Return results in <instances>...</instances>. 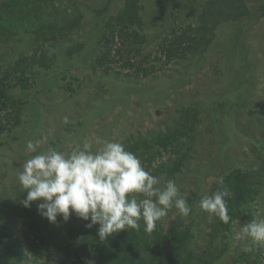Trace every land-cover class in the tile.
Wrapping results in <instances>:
<instances>
[{"label":"rangeland","instance_id":"1","mask_svg":"<svg viewBox=\"0 0 264 264\" xmlns=\"http://www.w3.org/2000/svg\"><path fill=\"white\" fill-rule=\"evenodd\" d=\"M207 1L140 0L145 52H157L161 36L175 27L198 25ZM245 2L250 14L220 24L206 50L170 65L159 62L151 76L138 79L94 70L105 19L117 14L124 0H62L50 7L57 14L81 16L82 22L68 37H58L57 61L51 69L41 70L28 90H13L19 123L12 132L0 135V224L7 226L0 242L14 238L21 242L22 212L37 209V202L29 208L22 204L26 190L17 174L26 160L50 148L68 154L83 142L92 143L95 150L98 136L122 144L143 137L150 140L148 153L139 157L146 169L148 159L156 168L184 156L172 178L166 172L155 175L152 168L147 171L161 183L175 180L180 197L191 208L186 217L173 208L162 218L163 226L168 229L182 219V226H191L195 233L193 244L200 252L206 250L211 227L208 213L198 207L200 199L210 195L216 179L233 168L264 175V0ZM12 39L0 48L2 69L41 51L42 40L34 29ZM197 119L191 134L189 123ZM173 131H180L179 139H173L167 149L152 140L156 133ZM30 141L38 145L35 152L27 149ZM252 211L255 218L264 220V202ZM248 215L250 211L236 221L233 237L227 233L219 238L217 247L229 243L230 250L215 264H236L243 254L237 234L243 224L250 223ZM11 250L24 254L20 264H57L44 258L37 261L38 256L25 245ZM4 258L0 243V264ZM253 261L250 256L243 264Z\"/></svg>","mask_w":264,"mask_h":264},{"label":"trees","instance_id":"2","mask_svg":"<svg viewBox=\"0 0 264 264\" xmlns=\"http://www.w3.org/2000/svg\"><path fill=\"white\" fill-rule=\"evenodd\" d=\"M60 1L62 0H0V48L7 47V43L14 40L12 38L23 32H31L32 29L36 37L42 40L41 51L21 57L14 66L10 63L9 68L0 67V135L12 132L19 123L13 90L19 87L28 90L41 70L51 69L57 61L58 37H68L73 28L82 22L81 16L77 17L76 14H57L56 11L49 10ZM142 8L140 0H124L117 14L107 21L105 19L102 48L95 59V71L102 69L106 74H122L135 79L149 77L157 70L159 62L170 65L203 52L212 43L220 24L239 20L250 14L245 0H208L198 25L175 27L161 36L157 52L153 53L144 50L147 37L143 32L145 21L141 15ZM2 60L0 53V61ZM197 121L199 119L189 123L191 127L188 126V131L191 134L195 132ZM173 132L156 133L152 140L167 149L173 139H179L176 133L180 131ZM52 142L62 144L60 141ZM149 142V139L140 137L129 140L124 145L126 150L140 157L148 153ZM2 145L0 141V147ZM159 151L157 148L156 153ZM183 157L179 155L173 164L163 163L156 168L152 167L153 159H148L147 169L143 167L146 171L152 168L155 175L166 172V176L171 175L172 178L181 169L182 165L178 164L181 163L178 160ZM222 176L234 193L227 205L231 219L228 223H223L216 217L209 218L211 231L207 249L203 252L193 244L195 233L191 226H182V219L175 220L168 229L163 226L162 221H158L156 229L150 234L143 231L144 222L141 220L140 230H122L107 240L100 241L97 235L99 225L88 229L85 227L87 222L75 215L67 222L58 216L59 224H52L37 209L30 208L22 212L25 225L22 241L14 238L10 243L0 242L5 251L3 264H20L18 262L24 254L12 251L11 247L22 249L24 245L30 253L38 256L37 261L44 258L50 262L55 260L57 264H215L230 250L229 243L224 244L223 248L217 247L219 238L227 236V233L231 237L235 235L234 224L244 212H251V216L248 215L250 222L259 221L252 210L264 202L262 172H251L239 167ZM217 187L215 181L211 193ZM191 202L192 200L189 204ZM3 229H7V226L0 224V234L6 235ZM250 256L254 257L253 264H264V247L243 252L236 264H243Z\"/></svg>","mask_w":264,"mask_h":264},{"label":"clouds","instance_id":"3","mask_svg":"<svg viewBox=\"0 0 264 264\" xmlns=\"http://www.w3.org/2000/svg\"><path fill=\"white\" fill-rule=\"evenodd\" d=\"M64 122L68 123L67 117ZM94 144L95 150L92 143L83 142L68 154L50 148L26 160L17 174L26 190L23 206L29 208L37 202L38 213L52 224L58 216L67 222L75 215L87 222L88 229L99 225L100 241L122 230H140L141 220L143 231L150 234L173 208L182 216L189 215L191 208L180 197L175 180L161 183L122 143L98 136ZM37 146L30 141L27 149L35 152ZM216 183L217 189L204 195L198 207L210 219L228 223L227 205L234 193L223 176ZM237 239L244 252L264 247V220L243 224Z\"/></svg>","mask_w":264,"mask_h":264}]
</instances>
